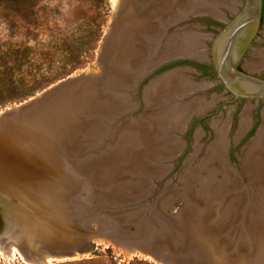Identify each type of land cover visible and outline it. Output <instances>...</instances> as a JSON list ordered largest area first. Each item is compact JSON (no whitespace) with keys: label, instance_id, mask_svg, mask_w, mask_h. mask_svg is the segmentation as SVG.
<instances>
[{"label":"rangeland","instance_id":"rangeland-1","mask_svg":"<svg viewBox=\"0 0 264 264\" xmlns=\"http://www.w3.org/2000/svg\"><path fill=\"white\" fill-rule=\"evenodd\" d=\"M239 1L242 2V0ZM240 3L237 4V8ZM113 7V0H0V112L14 108L17 105L24 104L38 97L40 98L60 85L61 82L71 78L92 73L96 69L99 75L102 69H99L96 64L99 63L98 60H100L104 53L103 57L107 55V43L112 33L111 30L115 22H118L119 19V15L113 10L115 9ZM220 10L224 15L223 18H220L223 21L229 20L234 12V10H231L227 6H223ZM210 20L212 21L214 19L209 16L200 17L194 16L193 14L190 15L189 19L168 28L166 37L160 42V45L163 44L161 47L166 45L168 38L179 31L180 28H193L200 30V33H206V35L213 33V29H221L219 25L213 24L211 25L213 29L208 30L207 23ZM203 44L206 48L207 59L201 60L200 58H194V61L182 60L165 66L155 75L143 81L136 93L131 94L126 90V87H120L114 83H110V86L108 84L100 85V88H98L100 96L110 102L114 100L111 92L116 93L117 91L127 99L128 97L126 95L128 94L130 108L125 110L120 118L109 121L107 126L104 125L105 129L108 127L107 137L103 136L93 140L95 141V145L91 148H94V151H96L95 154L98 153L97 157L93 154L87 158L78 160L64 153L66 157L62 156L59 151V146L55 142L50 141L52 131L55 132L56 129L58 130L61 125L60 122L56 124L52 123L49 128L41 127L39 132L38 130H34V126L32 131L28 133L26 131L16 130L15 128L13 129L12 127L10 128L11 130L6 129L8 131L7 133L11 132L10 134H7L5 132L6 130H4V133L2 131L0 135V177L1 174L10 172L11 165H13L12 167L16 171L19 166L16 163L24 164L28 157L25 156L24 152L21 153L22 150H26L27 154L30 151L32 154V152H36V146L38 145L37 147L41 149V153L48 152V155L54 157L57 163L51 168H46V166L42 165L41 167L33 165L34 168L31 167L28 169L29 174H46L49 175V178L52 176L55 177V169L62 166L66 172H61V177H59L61 180L72 179V181H76L77 183L86 182L92 189L99 191H109L112 188L113 183L108 181L110 177V181L114 178L115 181L118 178H122L125 180L129 190L131 189L133 193H140L142 195V209H138L135 214L139 215V212L141 213L144 221H146L147 230H151L152 226H155L153 228L154 230L156 227L162 226L164 231H169L168 219L163 215V212H165L164 209L167 210L168 215L174 217V220H176L177 215L179 217L177 219L181 220L183 218L184 198L186 194L185 186L190 188L194 199L197 200L205 197L210 199L219 197V180H222L224 176L219 175L208 187H201L200 180L194 176V172L193 174L186 173L184 175L187 160L189 161L190 159L193 163L192 165L197 166L208 155L211 147L218 142L219 136H217L218 131L214 127L216 126L215 122L219 123L220 126H226L225 138L228 147H226V166L242 176L241 156L244 147L246 148L247 144L264 127V101L236 99L224 87L221 80L218 79L216 71L211 64L210 40L203 39ZM260 52H264V15L260 32L242 60V67L245 68L249 63L257 64L259 62L258 54ZM197 65H204L205 68L201 69ZM246 70L249 71L248 69ZM170 72L181 74L189 80L198 83L201 87L200 90L195 91L186 98L185 102L199 98L210 104L205 113L193 114L188 120V126L186 125L180 132L178 131L176 133L175 131L174 133L176 134L171 132V137L179 140L175 144H181L182 146L181 149L179 147L181 156L178 160L174 161V168L171 172L162 181H154V177L156 179L162 172L165 173L169 170L172 161H169V159L160 160L162 156H156L153 151L142 149V147L139 149H131L129 147L128 151L130 152L127 154L126 160H119L115 163L113 162V164H109L105 168L102 167L101 169L95 170L96 176H93V172L90 170L87 172L85 167L102 166L107 160L109 162L111 160L116 161L117 154L115 153L108 155L106 159L105 157L102 158L103 154L109 153L107 151H109L110 147L116 146L113 144L115 141H113L112 145H106L110 141L109 138H113L115 135L117 137V129L122 124L125 123L126 129L128 127H134V124H131L133 121L138 122V119H143L145 115L149 114V107H147V101L145 99V87L148 86L150 80H157L164 74H170ZM249 72L264 79L263 69L259 72ZM70 90L69 88V92H71ZM67 97L62 101L68 100L69 98L67 99ZM120 101L124 100L120 98ZM81 103L83 108H90V111L95 113L96 118H101L100 110L97 111L96 108L82 100ZM245 113H247L251 123H249V126L245 129L242 136L238 138ZM95 117L93 118V115L90 114L87 116L83 115L81 120L83 119L84 121L82 122L85 124H81L80 122L82 129H88L89 122H92L90 119H96ZM43 119H41V122ZM45 120L47 121L48 118L45 117ZM70 123L72 121L67 118V123H65L66 128L70 127ZM74 123L78 124L76 120L72 124ZM44 124L48 126L47 123ZM36 127L38 129V125ZM6 135L9 136L5 138ZM36 135L38 144L36 142ZM103 139L107 141L104 142ZM157 161H160L159 163L161 164ZM164 161L165 163L163 164ZM62 175H65V177H62ZM105 176L108 177L107 180H104ZM186 177H188L187 181L189 182L192 178V182L194 183L191 184H194L193 187L190 184V186L187 185L185 181ZM243 178V183H247V178ZM63 182L62 184H64ZM20 201L15 197L10 198L8 201L0 198V264H30L28 262L29 259L36 263L37 259L35 254L43 250L54 253L66 251L61 249L60 245L57 244L45 245L41 243L37 239V236L34 235L37 229H34V234L30 233L27 229L28 226L33 225L36 228L40 226V229L43 227L52 234L62 235L65 232L84 237L82 240L73 244L75 247L72 250L66 251L69 254L75 251L81 252L82 250H87L84 255L80 254L77 258H67V260H57L53 264H170L168 261L166 262V260L157 257L154 252L148 251L149 249L147 247L143 248L142 246L138 248L139 245L136 243L134 245L137 247L136 252L130 253L125 247L130 243L124 241L123 243H115L108 238L96 236L89 240L85 239V236L97 230L100 232L112 231L108 230L110 226L112 229H116L114 231L118 233L130 235L131 231H135L137 227L136 225H128L129 220H124L126 223V231H120L117 222L102 227V224L106 223L107 220L109 222L111 220H118L117 218L120 215L107 217L103 221H100V225H94V227L92 225H84L81 228H76L70 222L66 221L67 223H63L62 221L55 220L54 217L46 214L40 205H38L39 208H31L32 213L30 218L32 220L30 218L25 220L16 216L14 211L8 208L6 209V206L5 210H7L8 214L5 215L3 213L4 211L1 206L6 205L3 202H7L9 206L11 204L14 206ZM179 213L182 215H179ZM174 220L173 224H176L178 228H182ZM191 223L190 220L188 223L186 221L184 222V225L188 228L184 233L187 232V234H181L184 240L187 241H184L183 237L178 236V232L175 231L176 237H180L181 240H178L177 245L181 246V248L176 247L173 252L166 247L158 249L156 252L166 255L171 254L173 257H175L174 254L180 252L184 258H190L193 262L192 264H238L240 261L238 257L242 256V262H246L256 255L255 249L257 244L255 243L253 245L252 242L256 239L251 238L252 230L250 228L249 231L247 230L249 236H244L245 238H243L239 233V235L237 234V239L233 237L236 240L232 238L233 242L229 241L231 243L230 253L229 247L227 246L228 253L224 254L225 252L223 253L221 251L223 249L220 246H217L218 248L215 247L216 250L210 247L206 248L207 245L214 247L217 241H212L210 237L200 233L199 230H192ZM57 225L59 226L57 227ZM177 230L180 231L179 229ZM257 235L258 242L264 250L263 235L258 233ZM91 240L93 242L90 247L88 244ZM224 243L227 245L226 241ZM240 243L243 245L241 246ZM225 245L223 244L222 246L226 248ZM53 246L56 250H53ZM235 247L236 251L234 252L233 249ZM143 249L147 250L144 251ZM257 259H259V264H262L264 261L261 257ZM188 264H191V262Z\"/></svg>","mask_w":264,"mask_h":264},{"label":"bare ground","instance_id":"bare-ground-1","mask_svg":"<svg viewBox=\"0 0 264 264\" xmlns=\"http://www.w3.org/2000/svg\"><path fill=\"white\" fill-rule=\"evenodd\" d=\"M240 2L241 1L239 0H113L115 7V9L113 10L117 12V15H119V19L118 22H115L114 27H112V33L110 32L111 35L110 39L108 40L106 50L107 55L103 57V55L105 54L104 53L101 56L100 60H98L99 63L96 65L97 67H99V69L101 68L102 71L105 67L104 64H106V67H108V65L112 67L114 66V70L112 71L110 69V72L108 73L109 76L107 77L106 84L110 86V83H114L115 85H119L120 87H125L126 85V90H128L127 88L131 84L133 74L135 72H137L138 74L142 69L151 67L155 62L170 59L173 57H190L193 59L200 58L201 60H205L207 59V56L206 48L203 44V39L209 40V35H206L205 32V34L200 33V30H195L193 28H180L175 35L171 36L168 39L167 44L161 47L160 42H162L166 29L179 20H186L185 17L188 18L190 13H205L214 15L218 18H223L224 15L220 10L223 6H227L231 10L235 11L237 10V4ZM243 23L237 29V31L234 32L231 39H229L232 53L236 52V49L239 46L238 44L246 31L247 23ZM258 57L259 62L257 64L249 63L245 68L252 72H259L262 69L264 70V52H260L258 54ZM97 75L98 71L96 69L92 73H86L77 78H71L69 80L61 82L60 84L66 83L69 85L72 80L81 78L79 82L81 85L84 82V80L82 81L83 77H94ZM237 84L242 88V85H240V83L237 82ZM69 87L70 86L61 91L58 97L53 98L49 103H47V105L44 107V110L42 111V114L40 115L45 114L46 110L49 111L50 108L56 106L60 101L65 99L66 96H69ZM244 88L245 87H243V89ZM92 89H94V87ZM200 89L201 87L198 85V83H195L193 80L191 81L187 77L181 74H177L176 72H170V74L163 77L161 80L154 82V84L150 86L146 91V101L147 107H149V114L145 115L143 119H138V122H130L131 124H134V127H128L127 129L126 127H124V129H122V134L120 131V133H117V137L116 135L113 138L110 137V141H108L106 144L112 145L113 141H115V143L113 144L116 146L112 148L110 147L109 151H107L109 153H105V155L103 154L102 158L105 157L106 159L108 155L115 153L117 154L116 161L111 160L109 162L107 160V162L105 161L102 166H89L85 167V170L87 172H89V170L92 171V175L96 176L95 170L101 169L102 167L105 168L109 164H113V162L115 163L119 160H126L127 154H129L130 152L128 151L129 147L131 149H139L140 147L145 150L149 149V151L154 152V155L162 156L160 160H168L172 157L177 156L180 153L179 147L181 149L182 146L181 144H175L179 140L171 137V132H180L187 125L188 120L193 114L205 113L210 106L207 101L199 98L191 100L189 102H185L186 98ZM97 91L93 95H87L85 93L80 94V99L88 105L96 108L97 111L100 110V115H102L103 117L101 116V118L99 119L95 117L96 119H93V116L90 121L96 122V124H94L93 126L94 130H98L103 134H107L108 127L105 129L102 126H107V123H109L108 120H110V118L107 120L108 111L116 114L119 111L122 112L124 108L128 110V108H130V103L128 102L129 96L127 94L126 96L128 97V99L126 97L125 99L117 91L116 93L111 92V96L113 95L114 100L110 102L106 98L103 99L100 96L99 91ZM119 97L124 101H120ZM38 100L39 97L24 104L17 105L14 108L1 111L0 135L2 134V131L4 133V130H6L7 128H9L10 130L11 127L19 131H26V133L32 131L34 121L37 118L30 114H27V109L29 105ZM18 116H20L19 120L15 124H12L11 127H8V120L12 121ZM249 119L250 118H248L247 113H245L242 119V125L238 138L242 136L245 129L249 126V123H251V120L249 121ZM105 121L106 123H104ZM65 123H67V119ZM215 124L216 126L214 127H216V130L218 131L217 136H219L218 142L211 147L208 155L203 158V160L197 166H193V163L192 161H190V159L189 161L187 160L185 163L186 172L184 175H186V173L193 174L194 172V176L200 180L201 187H208L211 182L215 181L219 177V175L224 176L222 180H219V197L216 199L205 197L201 200H197L194 199L190 188L185 186L186 194L184 198V215L181 220L177 219L179 218L178 215L176 216L177 218H175L176 220H174L176 221L175 223L180 225V227H182L183 229L178 228L176 224H173V220L171 221L169 219L167 220L169 223L168 226L170 227L169 231H164L162 226L156 227V229L154 230L153 228H155V226H152V235H154V237L157 238L161 243L160 245H158L156 251L158 249L166 247L171 251L176 249V247L181 248V246L177 245L178 240H180V237H183V235L187 234V232L184 233V231H187L188 229L184 225V222L186 221L188 223L189 220L192 222V230H199L200 233L210 237L212 241H217L214 247L207 245L206 248L210 247L211 249L213 248L214 250H216L215 247L218 248L217 246H220L221 249H223L221 251L223 253L225 252L224 254L228 253L227 246L229 247L230 253L231 243L229 241L233 242L234 238L237 239V234L239 235L240 233L243 238L249 236V228L252 230L251 238L254 239L257 233L262 234L264 238V127L259 130L257 136L250 141V144H247L248 147L246 149L244 147L245 150L243 151V154L241 156V166L243 173L242 176L238 175L235 170L226 166V126L224 124H222L224 126H220V124L217 122H215ZM62 126L66 129V124L65 126ZM5 132L7 133L8 131L6 130ZM53 133L54 132L52 131L50 141L55 142L59 146V151L61 152L62 156L66 157V155L63 154L64 146L54 141ZM106 134L105 137H107ZM103 141L105 142L107 140L103 139ZM41 155H43V157L45 158V156L47 157L48 152H43L41 153ZM94 156L97 157L98 153ZM43 157L41 159V162L43 164L41 163V165L46 166V168H51L54 166V164L57 163L56 159L52 156H49L50 160L48 161H46V158L44 159ZM157 162L159 163L160 161ZM164 163L165 161L163 162V164ZM16 164L19 165L17 167L18 169L15 168L16 171L12 167L13 165H11L9 173H3L4 175L1 174L0 198L3 200L6 199L8 201L10 198L12 199L15 197L16 199H19V201H21L18 204L16 203L14 206L12 204L9 206L7 202H3L4 204H6L4 206L1 204V207L4 211L3 213L5 215L8 214L7 210H5L6 206V209L8 208L11 211L13 210L16 216L27 220L30 218V215L32 213L31 208H39L38 205H40L41 209L46 214L54 217L55 220L65 223L67 220L63 217H60L58 213H55V193L50 194V191H47L46 189H50L54 185L58 184H60L61 186L67 185L68 183L77 182L72 181V179L61 180V178H59L61 177V172H66L65 168L62 166H59L57 169H55V177L52 176L49 178V175L46 174H29L28 169H30L31 167L34 168V164L28 160H26L24 164ZM163 173L164 172H162L161 174ZM62 177H65V175H62ZM243 177L247 178V183H243ZM153 179H155V177ZM187 180L188 177H186L185 179L187 185L190 184L193 187L194 184H191L194 183L192 182V178L190 182ZM62 182L64 184H62ZM42 187H45L46 189L40 192ZM136 215L137 214L135 213L121 214L120 216H118V220H111L112 222H109L107 220L106 223L102 224V227L106 226L107 224L111 225V223L117 222L119 225L118 229L120 231H126V223L124 222V220L128 221ZM179 215L182 214L179 213ZM30 220L32 219L30 218ZM38 223L40 222L38 221ZM58 226L59 225H57V227ZM40 228V226L36 228L33 225L30 227L28 226L27 229L32 234H34V229H37V231L35 230L36 233L34 235L37 236V239L41 243H44L45 245L57 244L60 245L61 249H64L66 251L72 250L75 247L73 244L84 238L77 234L65 232L62 235L55 233L52 234L43 227L42 229ZM177 229H179L180 231H178ZM108 230L114 231L116 229H112L110 226V229ZM175 231L178 232V236L180 235L179 238L176 237ZM128 235L129 234H127V236ZM224 241H226L227 245H225ZM255 243L257 244V247L255 246L256 255L246 262H242V256L238 257L240 260L238 264H259V259L257 258L261 257L262 259H264V250L261 248V244L258 242V238H256ZM223 244L226 246V248L222 246ZM134 245L135 244L130 243L125 247L127 250H129L130 253H132L136 252L137 249V247H135ZM240 245L242 246L243 244L240 243ZM139 247L141 248L142 246H138V248ZM53 250H56V248L54 247ZM143 250L146 251L147 249ZM66 251L61 253H54L52 251L43 250L40 253L35 254V257L37 259L36 263L31 261L30 259L28 260V262L30 264H53L54 261L61 259L67 260V258H77L80 254L84 255L87 252V250H82L81 252L75 251L68 254ZM156 251H154V253L157 257L166 260V262L168 261L170 264H188L189 262H191V264L193 263L190 258H184V256L180 252V254H174L173 251L172 253L175 256L173 257V255L171 254L166 255L160 253V250L158 251L159 253H157ZM233 251H236V247L233 249ZM262 264H264V261Z\"/></svg>","mask_w":264,"mask_h":264},{"label":"water","instance_id":"water-1","mask_svg":"<svg viewBox=\"0 0 264 264\" xmlns=\"http://www.w3.org/2000/svg\"><path fill=\"white\" fill-rule=\"evenodd\" d=\"M263 9L264 0H242L237 10L233 12V18L231 20L223 21L222 19L215 17L214 15L205 13H190V15L193 14L194 16L200 17L209 16L210 18L216 21L226 23V26L223 29H217L218 32L208 34L210 36L209 40L211 43L210 59L211 64L213 65L216 71L218 79L221 80L224 87L238 100L254 99L264 101V79L259 76H255L251 72L246 71V69L241 65V62L244 59L248 49L252 46L253 41L256 39L258 33L260 32V27L262 25L263 20ZM187 19H189V17L186 18V20ZM181 21H184V19L175 22L173 25H176ZM243 22L247 23L246 31L238 44L239 46L236 49V52L232 53L229 39H231L234 32L237 31V29L242 25ZM168 28L166 29L163 38L166 37L168 33ZM176 33L177 32H175L171 36L175 35ZM182 60L194 61V59L190 57H173L170 59L155 62L154 64H152L151 67L142 69L138 74L134 71L135 73L133 74L131 84L127 88L128 91L130 93H136L139 90L143 81L155 75L163 67ZM104 66L105 67L103 68V71L99 75L94 77H83L82 81L84 80V82L81 85L79 83L81 78L77 80H72L69 85L66 83L58 85L54 89L50 90L47 94L41 96L38 101L29 105L27 109V114H30L37 118L34 121L33 126L34 130H38V132L41 127L49 128L52 123L56 124L60 122L62 125L65 126V121L67 118H69L72 123L76 120L78 124L70 123V127L66 129L65 127L60 125L58 130L56 129L57 131L55 130L53 135L54 140L64 146L63 153L78 160L87 158L95 154L96 151H94V148H91L95 145V141L93 140L99 137H105L106 134H103L101 133V131L93 129L94 124H96L95 121L89 122L91 125L88 127V129H82L80 125V122L81 124H85L84 122H82L84 120H81L83 115L87 116L88 114H90L95 117V113L93 111H90V108H83L80 99V94L85 93L87 95H93L94 93H96L98 88H100V85L102 86L106 84L107 77L109 76L108 73L110 72V69L112 71L114 70V66L112 67L108 65V67H106V64H104ZM167 75L168 74H164L160 78H163ZM159 79L150 80L148 86L145 87V99L147 89L152 86L154 82L159 81ZM237 82L242 85V88L237 84ZM68 86H70L69 88L71 89V92L67 97V99H69L65 101H60L56 106L50 108L49 111L46 110L45 114L40 115L42 114V111L44 110V107L47 105V103H49L53 98L58 97L61 91L65 90ZM93 87L94 89H92ZM243 87L245 88L243 89ZM125 110L126 108H124L122 112H117L115 115L113 114V112L108 111L107 120L109 118L110 120L108 121L120 118L121 115H123V113L125 112ZM113 115L117 117L114 118ZM46 116L48 118L47 121L45 120ZM19 117L20 116L12 120L13 122L11 120H8V127H11L12 124H15L19 120ZM42 117L44 119L41 122ZM44 123H47L48 126H46V124ZM36 125H38V129H36ZM124 127H126L125 123L117 129V133H120L121 131L122 134V129H124ZM7 129L9 130V128ZM10 133L11 132L7 134ZM8 136L9 135H6L5 138H7ZM36 142L38 144L37 135ZM37 146L36 152L34 151L32 152V154L30 153V151H28L29 153L27 154L26 150H22L21 153L24 152L25 156L28 157V159L26 158V160H29L35 166L41 167V159L43 155H41V149H39ZM49 156L50 155H47V157L45 156L46 159L44 157L43 158L48 161L50 160ZM180 156L181 152L177 156L169 159L170 161H172V166L170 165L169 170L157 176L158 178L154 179V181L159 182L165 179V176H167L174 168V161L178 160ZM107 179L108 177L105 176L104 180ZM109 179H111V177ZM109 179L108 181L113 183V186L109 189V191L94 190L90 185H87L86 182H81L68 183L67 185L61 186L60 184H58L54 185L50 189L42 187L40 192L46 189L47 191H50V194L55 193V213H58L60 217L65 218L76 228H81L84 225H92V227H94V225H100V221H103L107 217L117 216L124 213H136L138 209H142L143 203L141 200L142 195H140V193H133L131 189L129 190L126 186L125 180H123L122 178H118L116 179V181L115 178L112 181H110ZM164 210V217L171 221L174 220V217L168 215L166 209ZM128 225H136L137 227L136 230L131 231V234L128 236L127 234L122 235L121 233H118L116 231L100 232L97 230L85 236V239L89 240L92 239L94 236L100 238H108L115 243H123V241L131 244L136 243L139 246L147 247L151 252L156 251L158 245H160L161 243L157 238L154 237V235H152V230H147L146 221H144V218L143 216H141L140 212L139 215L134 216L128 221ZM254 238L256 239L257 237L255 236ZM92 242V240L89 241L88 246L91 247ZM252 242L254 245L255 240H253Z\"/></svg>","mask_w":264,"mask_h":264},{"label":"flooded vegetation","instance_id":"flooded-vegetation-1","mask_svg":"<svg viewBox=\"0 0 264 264\" xmlns=\"http://www.w3.org/2000/svg\"><path fill=\"white\" fill-rule=\"evenodd\" d=\"M232 18H233V16L229 20H231ZM207 24H208V26H207L208 30H212L213 29V28H211V25H213V24L219 25L221 27V29H223L226 26V23L225 22H221L220 23V21H216V20L215 21L214 20H212V21L210 20ZM213 30H214L213 32H218L217 29H213ZM255 40L253 41V43L255 42Z\"/></svg>","mask_w":264,"mask_h":264},{"label":"trees","instance_id":"trees-1","mask_svg":"<svg viewBox=\"0 0 264 264\" xmlns=\"http://www.w3.org/2000/svg\"><path fill=\"white\" fill-rule=\"evenodd\" d=\"M263 14H264V9H263ZM199 68H201V69H204L205 68V66L204 65H197Z\"/></svg>","mask_w":264,"mask_h":264}]
</instances>
